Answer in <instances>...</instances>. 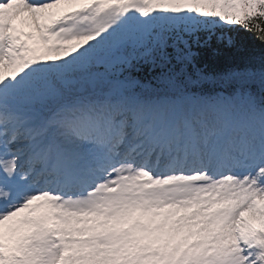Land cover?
Returning <instances> with one entry per match:
<instances>
[{
    "label": "snow or ice",
    "instance_id": "6c2138e0",
    "mask_svg": "<svg viewBox=\"0 0 264 264\" xmlns=\"http://www.w3.org/2000/svg\"><path fill=\"white\" fill-rule=\"evenodd\" d=\"M240 32L264 0H0V264H264ZM213 41L238 63L200 67Z\"/></svg>",
    "mask_w": 264,
    "mask_h": 264
},
{
    "label": "trees",
    "instance_id": "16d2710c",
    "mask_svg": "<svg viewBox=\"0 0 264 264\" xmlns=\"http://www.w3.org/2000/svg\"><path fill=\"white\" fill-rule=\"evenodd\" d=\"M234 35H238L239 44L247 51L257 54L264 52V43L254 33L240 32ZM234 63H238L236 55L222 46H217L213 41V47L204 53L200 67L211 73L233 66ZM205 87H210V85H205Z\"/></svg>",
    "mask_w": 264,
    "mask_h": 264
}]
</instances>
